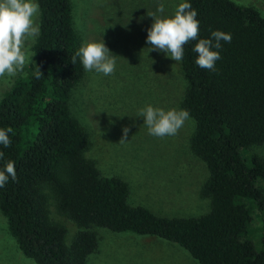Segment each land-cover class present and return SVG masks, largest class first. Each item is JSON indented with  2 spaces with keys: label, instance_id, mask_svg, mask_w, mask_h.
<instances>
[{
  "label": "trees",
  "instance_id": "trees-1",
  "mask_svg": "<svg viewBox=\"0 0 264 264\" xmlns=\"http://www.w3.org/2000/svg\"><path fill=\"white\" fill-rule=\"evenodd\" d=\"M186 2L197 12L199 39L215 30L232 39L221 41L214 72L195 64L198 41L184 46L181 108L196 123L190 148L208 167L201 195L211 209L169 217L131 204L129 183L103 175L85 156L89 139L70 109L85 75L79 57L71 62L82 45L73 5L37 0L32 68L0 99V128L13 129L11 146L0 145V170L11 160L17 173L0 188V210L20 250L36 263L87 264L99 242L92 227L99 226L177 243L200 264H264V157L251 150L264 143V15L233 0ZM51 205L79 227L70 243ZM253 213L261 222L260 247L247 237Z\"/></svg>",
  "mask_w": 264,
  "mask_h": 264
},
{
  "label": "rangeland",
  "instance_id": "rangeland-1",
  "mask_svg": "<svg viewBox=\"0 0 264 264\" xmlns=\"http://www.w3.org/2000/svg\"><path fill=\"white\" fill-rule=\"evenodd\" d=\"M251 5L264 15V0H233ZM37 2V0H36ZM73 20L86 42L104 41L116 58L114 74L104 76L85 71L73 89L72 114L84 126L89 139L85 156L95 160L105 176H118L130 185L129 202L143 205L162 216H200L210 211L211 201L201 195L209 176L206 163L194 155L190 138L196 123L191 117L177 135L164 138L148 134L140 109L151 105L164 110L181 108L187 88L181 61L152 50L146 42L153 20L147 14L163 3L171 16L185 0H71ZM39 15L36 23L40 25ZM25 45L28 62L15 77H0V99L20 76L33 65V45ZM81 45V46H82ZM128 128L124 142L123 129ZM252 152L264 157V143ZM264 185V183H262ZM247 237L260 247V219L253 213ZM53 220L65 225L71 242L79 227L51 205ZM98 234V248L87 264H200L177 243L154 235L113 232L93 226ZM0 264H38L23 254L8 229L0 210Z\"/></svg>",
  "mask_w": 264,
  "mask_h": 264
},
{
  "label": "clouds",
  "instance_id": "clouds-1",
  "mask_svg": "<svg viewBox=\"0 0 264 264\" xmlns=\"http://www.w3.org/2000/svg\"><path fill=\"white\" fill-rule=\"evenodd\" d=\"M165 12V5L159 3L156 11L148 13L153 23L147 30L146 42L151 46L150 51L156 50L179 62L184 56V46L191 41H198L193 48L197 53L195 64L202 69L216 71V61L221 59V41L231 42V34L220 30L211 32L210 39H199V20L197 12L192 9L191 4L181 2L175 8L171 16L157 15ZM39 15V4L36 0H0V77H15L21 72L28 62L25 52L26 42L39 35L40 28L36 23ZM216 49V50H213ZM77 57L85 71L102 73L104 76L114 74L116 69V58L106 47L104 41H90L84 43L72 57L71 62L75 64ZM42 73L36 72V78ZM143 117V124L148 134L164 138L175 136L190 120V114L184 109L164 110L148 105L140 109L138 115ZM12 128H0V145L8 148L12 144L9 133ZM128 134V128L123 129L124 142ZM4 153L0 151V159ZM11 178L16 181L17 173L15 164L9 160L0 170V188H3Z\"/></svg>",
  "mask_w": 264,
  "mask_h": 264
}]
</instances>
